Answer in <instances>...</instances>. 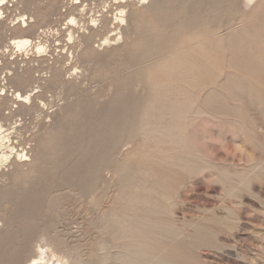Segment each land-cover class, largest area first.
Here are the masks:
<instances>
[{
    "label": "bare ground",
    "instance_id": "1",
    "mask_svg": "<svg viewBox=\"0 0 264 264\" xmlns=\"http://www.w3.org/2000/svg\"><path fill=\"white\" fill-rule=\"evenodd\" d=\"M37 1L0 0V205L7 202L9 189L32 178L47 156H56L59 148L76 141L81 151L77 165H92L96 175L102 162L111 161L114 149L127 144L124 159L116 160L118 169L144 149L146 159L161 156L160 161L169 158L177 165L183 160L192 170L195 162L184 147L188 127L200 113L224 96L238 97L245 111L264 101V81L257 75L264 68V42L263 51L251 44L264 38V25H258L264 0H47L48 11ZM61 15L66 22L59 23ZM244 46L256 52L255 59L243 52ZM116 57L127 64L129 77L136 74L137 82L129 78L124 87L110 82L112 94L100 99L103 89L92 92L91 84L107 77H101L104 68ZM235 77L238 80L227 87ZM245 77L246 85L241 83ZM221 78L226 82L220 89L210 87ZM91 112L104 121L86 129L82 118ZM34 117L39 123L31 129L28 120ZM72 120L82 135L65 128ZM259 174L264 175V165ZM243 181L244 176L232 189ZM161 199L138 192L128 195L131 206L139 204L150 212L134 214L128 231L129 222L110 213L134 239L117 255V264H201L194 250L211 232L203 225L187 244H168L162 254L152 253L133 236L138 224L164 229L169 225L165 208L173 202L168 194ZM1 212L0 233L10 238L12 221ZM222 223L230 226L229 221ZM23 235L7 264H18L23 252L24 264H50L55 257L69 262L67 253L58 252L66 250L63 241L54 235L43 231L34 237L31 230ZM42 240H47L50 252L33 249ZM76 263L84 264L81 259Z\"/></svg>",
    "mask_w": 264,
    "mask_h": 264
},
{
    "label": "rangeland",
    "instance_id": "2",
    "mask_svg": "<svg viewBox=\"0 0 264 264\" xmlns=\"http://www.w3.org/2000/svg\"><path fill=\"white\" fill-rule=\"evenodd\" d=\"M52 3L57 4L58 0ZM37 4L42 5V11L51 9L47 0H38ZM261 18L258 25H264V15ZM59 19V23L67 21L64 15ZM261 42L263 37L254 39L253 49H261ZM244 47L243 52L249 53L248 46ZM118 58L109 60L104 68L107 72L101 77L107 76L105 79L91 84L92 92L99 86L103 89L100 99L112 94L110 82L124 87L137 80L136 74L129 77L127 64ZM257 75L264 81V68ZM246 78L241 82L244 85ZM236 80L237 77L231 78L227 87ZM225 82L224 78L215 79L210 87L217 90ZM28 121L31 129L39 123L37 117ZM100 121H104L101 114L94 112L82 118L86 129ZM65 128L77 136L83 133L73 120L67 121ZM187 137L184 150L195 162L192 170L183 160L177 165L169 158L160 161L161 156L146 159L144 149L138 158L118 169L116 160L124 159L128 144L114 149L111 161L99 166V175L92 173V165H77L79 141L62 146L56 156H47L32 178L9 189L7 202L0 205L1 214L12 221V237L3 238L5 232L0 233L1 264L8 263L22 245L26 236L23 234L30 230L34 237L44 231L63 241L66 250L61 248L58 252L67 253L69 262L60 263L55 257L50 264H77V259L84 264H117V255L134 239L123 233L119 222L110 219V213L129 222L127 231L133 229L134 214L150 213L127 201L128 195L137 192L159 198L158 202H162L161 194H168L173 202L165 208L164 216L169 222L165 229L138 224L139 229L134 231L136 240L145 242L152 253L162 254L160 250L168 244H187L197 227L203 225L211 232L202 237L204 243L194 250L201 264H264V175L259 174L264 165V101L245 111L238 97L218 98L188 127ZM242 176L244 181L232 189ZM151 187L156 191L145 189ZM49 204L52 209L48 211ZM231 210L233 220L228 219ZM223 221H229L230 226ZM46 243L47 240L37 241L33 249L50 252ZM25 255H18L16 262L24 264Z\"/></svg>",
    "mask_w": 264,
    "mask_h": 264
}]
</instances>
